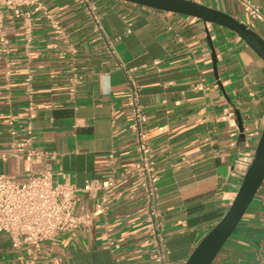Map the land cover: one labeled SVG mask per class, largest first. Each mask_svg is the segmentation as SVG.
<instances>
[{
  "label": "crops",
  "instance_id": "1",
  "mask_svg": "<svg viewBox=\"0 0 264 264\" xmlns=\"http://www.w3.org/2000/svg\"><path fill=\"white\" fill-rule=\"evenodd\" d=\"M190 1L231 15L264 39V24L233 0ZM252 2L264 13V0ZM45 3L70 44L43 14L34 17L31 44L24 19L6 18L11 54L0 50V175L24 183L50 164L56 183L117 184L90 229L62 233L40 249H14L10 237L0 234V264H156L143 192L134 178H122L139 163L128 107L130 72L148 117L170 261L185 264L224 217L254 158L264 129V61L222 27L98 0L108 37L118 39L113 56L80 5ZM73 65L82 77L75 97L69 94ZM200 83L202 91L195 89ZM29 98L35 103L34 149L41 154L32 164L25 159ZM95 209L96 201L81 194L76 214ZM213 264H264V184Z\"/></svg>",
  "mask_w": 264,
  "mask_h": 264
},
{
  "label": "built area",
  "instance_id": "2",
  "mask_svg": "<svg viewBox=\"0 0 264 264\" xmlns=\"http://www.w3.org/2000/svg\"><path fill=\"white\" fill-rule=\"evenodd\" d=\"M80 5L91 22L97 35L107 44L109 53L117 54L115 44L118 39L108 37L102 16L99 13L98 0H73ZM239 5L252 21L264 24V13L252 0H233ZM43 14L49 21L52 30L66 44H70V36L59 19L51 14L45 0H0V50L5 57L11 54V42L5 30L6 18L24 19V34L27 42H32L33 20ZM72 54L76 51L72 50ZM157 64H159L157 62ZM78 69L72 66L69 94L75 97L81 82ZM29 97L32 93V80H27ZM128 107L131 111V130L136 140V152L139 163L123 172L122 178H134L143 192L146 205L149 235L152 242L151 259L156 264H171V252L164 237V223L158 208L159 175L152 160L150 132L147 129L148 117L141 104V88L137 78L129 73ZM196 90H204L202 83L195 86ZM35 103L29 98L25 108L27 153L25 159L34 163L39 152L34 149L35 135L33 129V112ZM12 124V122H11ZM45 156H51L45 153ZM113 158V156H111ZM114 179H93L84 186L78 187L69 183H56L51 174V166L47 164L40 172H31L24 183L15 178L0 175V234L10 237L14 249H40L44 243H52L62 233L76 229H90L95 217L103 212V206L110 201L116 186ZM81 194H87L96 201V209L81 215L76 214V207Z\"/></svg>",
  "mask_w": 264,
  "mask_h": 264
},
{
  "label": "water",
  "instance_id": "3",
  "mask_svg": "<svg viewBox=\"0 0 264 264\" xmlns=\"http://www.w3.org/2000/svg\"><path fill=\"white\" fill-rule=\"evenodd\" d=\"M155 11L192 17L237 34L263 61L264 39L231 15L190 0H119ZM264 184V129L254 158L220 222L201 240L185 264H213L239 227Z\"/></svg>",
  "mask_w": 264,
  "mask_h": 264
},
{
  "label": "clouds",
  "instance_id": "4",
  "mask_svg": "<svg viewBox=\"0 0 264 264\" xmlns=\"http://www.w3.org/2000/svg\"><path fill=\"white\" fill-rule=\"evenodd\" d=\"M109 80H110V74H105V83H108ZM110 91H111L110 86L103 89L105 95H108Z\"/></svg>",
  "mask_w": 264,
  "mask_h": 264
}]
</instances>
